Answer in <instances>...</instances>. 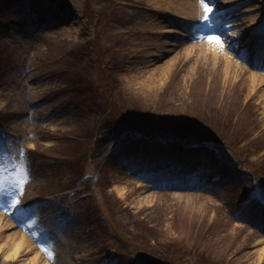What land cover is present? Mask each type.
Returning <instances> with one entry per match:
<instances>
[{
	"label": "rangeland",
	"instance_id": "1",
	"mask_svg": "<svg viewBox=\"0 0 264 264\" xmlns=\"http://www.w3.org/2000/svg\"><path fill=\"white\" fill-rule=\"evenodd\" d=\"M182 2L0 0V264H130L133 249L139 264H264V229L241 211L264 198V72L243 56L264 0H213L209 21ZM210 35L223 54L201 48ZM174 121L191 125L178 144L216 158L208 179L185 149L149 145Z\"/></svg>",
	"mask_w": 264,
	"mask_h": 264
},
{
	"label": "trees",
	"instance_id": "2",
	"mask_svg": "<svg viewBox=\"0 0 264 264\" xmlns=\"http://www.w3.org/2000/svg\"><path fill=\"white\" fill-rule=\"evenodd\" d=\"M88 7V6H87ZM95 48H94V50L93 51H90L89 49L87 50L88 51V54H94V53H96V54H98L97 53V51H100V49H99V45L98 44H96V46H94ZM94 52V53H93ZM98 73H99V75L101 76V77H103L104 76V72H103V70L101 69V70H99L98 71ZM84 74V73H83ZM83 74L82 75H80L79 77H78V79H75L74 80V85H78L79 84V81H80V79L83 77ZM85 78V77H84ZM84 78H83V81L80 83V84H83L84 83ZM82 80V79H81ZM107 89V88H106ZM104 97V99L106 100V102H112V99H110L111 98V95H110V93L109 92H107V96H103ZM108 99H110V100H108ZM117 115H120V113H118ZM121 116V115H120ZM122 117H124V116H122ZM125 118V117H124ZM189 123V121H186V122H176V121H174L172 124L174 125V129H172V131H171V134H172V136L170 135V138H172V140L173 139H177V138H175V137H173V135L174 136H176L175 134L177 133V132H179V131H181V130H183V129H187V128H189L191 125L190 124H188ZM128 132V131H127ZM147 133H152V132H147ZM130 135V137H132V136H134L135 134L133 133V132H128V136ZM163 136H166L165 134H162ZM167 135H168V133H167ZM182 136V135H181ZM183 137V136H182ZM164 138V137H163ZM161 139V138H160ZM185 139V138H184ZM161 140H163V141H166V140H164V139H161ZM179 140V139H178ZM91 148H94V146H91V144L88 142V141H86L85 143H82L81 144V148L78 150V152L76 153V155H73L74 157L75 156H80L81 158L82 157H84L87 153H88V151L91 149ZM46 156H48V157H51V158H55L56 159V155L55 154H47ZM69 156H67V158H68ZM86 202V201H85ZM107 231V230H106ZM101 235V234H100ZM105 242H108V243H110V245H113L114 246V243L112 244V242H111V239L109 238V237H106V240H105ZM179 247H181L180 248V250L182 251V250H184V248H183V246H181V245H179ZM116 251V253H123V251H122V249L121 248H119V249H117V250H115ZM185 251V250H184ZM185 253H186V251H185ZM123 254H125V253H123ZM144 254H146V250L145 249H141V250H139V251H137V250H135V249H133V251L132 252H130L129 254H126L127 256H128V260L131 262V264H139L140 263V260H141V258L143 257V256H145ZM174 254L172 253V251L170 252V253H167V256H166V258H168V259H170L172 262L174 261L173 259H172V256H173ZM156 258H151V257H149V259L147 260V263L146 264H156L155 263V261L156 260H158V259H156Z\"/></svg>",
	"mask_w": 264,
	"mask_h": 264
},
{
	"label": "bare ground",
	"instance_id": "3",
	"mask_svg": "<svg viewBox=\"0 0 264 264\" xmlns=\"http://www.w3.org/2000/svg\"><path fill=\"white\" fill-rule=\"evenodd\" d=\"M213 1V0H211ZM183 8H182V12H180L179 14H181L182 16L184 17H188V18H191L193 20H196L198 21L199 19H201L203 16V14H206L205 11H204V8L202 6V4H200L198 1L196 2H191L189 0H183ZM185 5V6H184ZM184 7H186L187 9H185ZM234 8H231V9H228L226 11H221V12H217L219 14H221L222 12H231ZM256 10V9H254ZM204 12V13H203ZM213 12H215V10H213ZM212 12V13H213ZM211 15V14H210ZM173 17V16H172ZM230 36V35H229ZM262 39H264V37H261ZM261 38H252L251 39V42H252V46H250L252 49H257V47H260V39ZM264 45V43H263ZM208 48L210 51H211V47H213V50H214V47H216V51L214 50V52H217L216 55L219 56L221 54H223L224 51H222L223 49V46H222V42H212V41H209L207 42L205 45H202L201 48ZM207 50L209 53L210 51ZM221 53V54H218ZM214 54V53H213ZM233 65V62H229V66H232ZM252 78H254L257 82L254 84V85H257L258 83L260 85H263L264 84V78L259 76V75H254ZM262 92H264V89H262ZM200 150H204L202 148L200 149H197L195 150L194 152H192L191 150H188L187 151V155L188 157L186 158H189L190 154H195L196 157L199 159V160H202V161H206V159H208V154L206 152H197V151H200ZM33 205H30L28 208H32ZM25 220L22 222L24 223Z\"/></svg>",
	"mask_w": 264,
	"mask_h": 264
},
{
	"label": "snow or ice",
	"instance_id": "4",
	"mask_svg": "<svg viewBox=\"0 0 264 264\" xmlns=\"http://www.w3.org/2000/svg\"><path fill=\"white\" fill-rule=\"evenodd\" d=\"M201 4L206 13L213 12V8L210 6L211 0H208V2H205V0H201ZM203 20L209 21L210 16L205 15L203 17ZM207 39L212 42H218V43L221 42V37L218 35H210L207 37ZM254 55L257 58V60H259L260 62H264V45H261L260 47H258L255 50ZM2 194H4V188H3V182L0 181V195ZM9 195L11 194L9 193ZM17 203H18V200H17ZM241 211L246 214H253L256 212L264 213V198H254L250 194L249 198L242 203Z\"/></svg>",
	"mask_w": 264,
	"mask_h": 264
}]
</instances>
